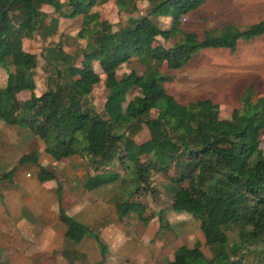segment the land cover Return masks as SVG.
Wrapping results in <instances>:
<instances>
[{
  "label": "trees",
  "instance_id": "obj_1",
  "mask_svg": "<svg viewBox=\"0 0 264 264\" xmlns=\"http://www.w3.org/2000/svg\"><path fill=\"white\" fill-rule=\"evenodd\" d=\"M137 1L148 3L147 13L114 25L91 12L107 0H0V65L8 62L14 68L8 84L0 89V120L41 140L44 152L54 161L77 156L96 173L118 165L134 187L147 183L151 171L172 169L171 182L177 187L171 188V211L196 219L205 244L214 252L208 258L198 245L180 246L167 264H246L247 255L256 259L264 250L260 247L264 246V95L253 99V88L248 87L230 118L222 119L218 105L209 99L181 104L168 94L164 84L171 78L159 65L178 70L202 49L233 53L238 41L264 39V21L243 29L228 26L206 32L200 40L197 34L182 30L181 19L205 0H116L115 5L132 13ZM43 6L52 8V13H44ZM78 16L82 21L76 38L85 45L69 55L59 38L40 54L54 75L49 76L48 89L36 96L33 71L38 57L22 50L21 37L31 39L39 33L45 40L56 34L59 18ZM159 17L169 19L167 29L154 22ZM174 38L168 48L159 41ZM133 57L145 70L141 74L131 70L117 78L120 66ZM93 62L104 75L107 93L101 112L91 101L93 88L100 82ZM133 89L139 94L123 107ZM22 91L30 92L25 101L17 99ZM143 127L148 138L137 143L134 137ZM29 162L37 164L36 154L22 156L18 164ZM37 165L40 182L55 179L51 171ZM14 171L2 178L11 181ZM118 178L115 172L101 171L86 188ZM56 191L59 196L60 187ZM142 208L133 202L115 203L120 219ZM59 211L70 225L66 239L79 243L90 234L103 258L106 247L98 235L67 217L61 206ZM252 264H264V260Z\"/></svg>",
  "mask_w": 264,
  "mask_h": 264
},
{
  "label": "rangeland",
  "instance_id": "obj_2",
  "mask_svg": "<svg viewBox=\"0 0 264 264\" xmlns=\"http://www.w3.org/2000/svg\"><path fill=\"white\" fill-rule=\"evenodd\" d=\"M246 1L240 3V5L237 3L234 5V3L230 2H224L223 4L209 2V4H203L197 10L182 17L181 28L187 33L197 34L198 38L202 40L203 34L206 32L221 31L231 25L243 29L245 26L242 25H247L248 22L264 21V0H256L255 3H252L250 6L252 7L251 10L240 7ZM100 9L101 17L107 18L114 25L125 24L130 17H141L140 11L142 16L147 12L140 4L132 13L127 10H120L115 5L114 0H109ZM243 15L246 17L243 18ZM243 19L246 20L244 21ZM154 21L158 27L162 29L168 28V19L154 18ZM78 26V19L73 21L66 20L61 28L59 38L62 41V48L70 54L78 51L79 46L85 45V41L76 38ZM175 40L176 38L168 41H159L165 48H168ZM130 69L142 73L145 70V66L140 65L137 59L133 57L129 63L121 67L123 71ZM43 70L44 68L42 67L39 69L38 61L37 67L33 71V76L38 75L40 78L45 79V75L50 72L48 75H54L52 70L47 67L45 69L47 73ZM159 70L171 78V81L165 83L164 87L167 93L174 96L178 102L186 104L191 100L210 99L218 105L220 118L229 119L232 111L239 105V97L248 87L253 88V99L264 95V39L259 37L247 42L238 41L237 49L233 53L220 48L202 49L184 67L178 70L168 69L166 63L159 65ZM103 81L104 76L101 74L100 82L95 86L91 94V101L97 112H101L105 96L107 95ZM40 87L42 88L43 84ZM131 95L129 94L123 107L130 101ZM151 116L155 117L156 114L152 113ZM11 136L8 133L10 162L17 160L20 152L37 155L38 149H43L44 147L43 142L33 137L29 132L28 136L18 134L17 137L19 136V138L13 139V141H11ZM147 138L148 133L144 127L134 137L137 143H142ZM262 140L261 148L264 150V131L262 132ZM44 164L47 165V170L55 175L57 186L60 187L61 192L63 188L60 186L62 183L59 182L63 181L64 185H67L69 193L73 192L76 197L86 193L87 195H95L102 201H108L103 206L106 212H110L106 214L103 220L100 218L99 221L94 222L92 225L94 233H98L104 224H108L109 220L113 219L112 213L113 211L116 213V202L138 203L143 206L141 212H131L117 221L124 222L125 225L128 223L136 225L137 231L146 229L148 225L156 231L152 241L156 247V260L152 258V264H167L168 259L173 257V253L180 246L191 248L198 245L206 257H212L214 251L205 244L199 228V222L190 215L177 214L171 211L173 202L171 188L177 187L171 182L173 177L172 169L166 173L151 171L147 183L134 187L130 179L125 178V173L120 166L106 167L101 171L115 172L119 178L108 184L92 188V190H96L90 193V191H85V187H88V181L96 177L101 171L98 173L94 172L88 164L83 163L77 156L55 163L44 162ZM24 170L30 172L27 168ZM185 186L186 184L178 185V187ZM231 237H233V234L230 235ZM260 247L264 248V246ZM261 248L259 249L262 250ZM261 257L253 259L252 255L249 254L245 258V263H260L261 260H264V250L261 251Z\"/></svg>",
  "mask_w": 264,
  "mask_h": 264
},
{
  "label": "crops",
  "instance_id": "obj_3",
  "mask_svg": "<svg viewBox=\"0 0 264 264\" xmlns=\"http://www.w3.org/2000/svg\"><path fill=\"white\" fill-rule=\"evenodd\" d=\"M60 1L64 2L65 0ZM244 1L205 0L203 4H209V2L221 4L230 2L234 3V5L235 3L240 5ZM255 2L256 0H247L240 7L251 10L252 7L250 6ZM104 4L95 5L92 7L93 10L91 9L92 13L96 12L99 15L100 20H107V18L101 17L100 8ZM138 4L148 11L149 5L146 1H137L135 8H137ZM41 10L46 14H51L53 11L48 6H43ZM139 14L142 16L141 11ZM244 17L246 16L243 15ZM76 19L79 20L78 32L82 16L73 19L59 18L57 31L54 36L45 40L40 37L39 33H35L31 39L21 37L22 50L27 53L36 54L39 61V69L42 67L44 68L43 71L47 73L45 70L46 67L50 70H52V67L46 64L45 60L40 57V54L44 55L48 47L54 46L59 42L58 38L61 28L64 26L66 20L73 21ZM243 20L245 21L246 19ZM258 22H248L247 25L244 24L242 26L247 27ZM15 25L18 24L16 23ZM64 52L73 55L66 50ZM123 65L116 72L117 78H120L123 74H129L132 70H121ZM93 67L97 73L102 74L97 62H93ZM13 72L14 68L10 63H6L5 66L0 65V89L8 84L10 74H13ZM137 73L141 74L140 72ZM48 74L45 75V79L40 78L38 75L33 76L35 83L34 94L36 96L41 95L48 89L50 76ZM42 84L43 89L40 87ZM94 89L95 87L93 91ZM129 94L131 95L130 100H132L139 93L136 89H133ZM29 96L30 92L22 91L17 94V99L25 101ZM8 133L9 136L10 134L12 135L11 141L18 139V134L28 136L27 130L8 126L0 120V264H70L71 262L73 264H152V258L156 260V247L152 243L156 231L151 226L148 225L146 229L137 231L136 225L130 223L125 225L124 222L117 221L123 217L120 219L115 211H113V219H110L108 224H104L98 233H94L92 231L94 222L99 221L100 218L103 220L106 214L110 212H106L103 206L108 201H102L95 197V195H87L86 193L80 197H76L73 195V192L69 193L70 191L67 189V185H64L65 183L63 181L59 182L62 183L60 186L63 189L58 196L56 191L58 186L55 179L40 182L37 177V164L47 169V165L44 162L55 163L58 161H54L50 155L46 154L43 147V149H38L39 152L36 155L37 164L29 162L19 165L20 158L27 155L20 151L17 160L10 162ZM26 168L30 172L24 170ZM12 169H15V171L11 181L2 178L5 173H8ZM70 182L72 183V181ZM95 190L85 187L86 192L90 191L91 193ZM60 206L67 217L87 226L92 233L98 235L100 241L106 247L103 258L97 242L90 234H86L79 243H73L66 239L65 233L70 225L61 216L59 211ZM172 258L170 257L168 262Z\"/></svg>",
  "mask_w": 264,
  "mask_h": 264
}]
</instances>
